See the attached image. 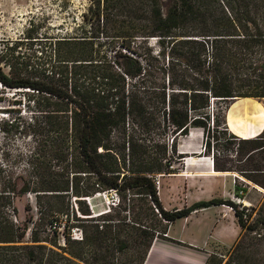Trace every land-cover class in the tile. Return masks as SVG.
I'll use <instances>...</instances> for the list:
<instances>
[{"label":"trees","instance_id":"16d2710c","mask_svg":"<svg viewBox=\"0 0 264 264\" xmlns=\"http://www.w3.org/2000/svg\"><path fill=\"white\" fill-rule=\"evenodd\" d=\"M81 17L77 32L58 38L55 54L37 69L10 62L8 73L0 60V83L40 94L26 127L35 141L27 175L0 163V264H144L172 221L213 204L233 207L241 235L247 228L263 238L264 193L246 214L231 199L169 210L154 178L175 172L180 138L200 128L216 170L237 172L264 189V130L241 138L226 115L234 101L264 99V0H89ZM153 37L157 52L149 45ZM161 57L165 77L159 78L152 71ZM83 176L93 179L85 189ZM248 185L238 180L235 194ZM112 189L119 207L94 214L83 197ZM28 192L38 207L32 228L17 220L14 205ZM71 195L76 209L66 201ZM127 210L134 212L130 223L122 216ZM70 212L79 223L66 224L65 247L45 244L42 233L58 235L50 226ZM73 227L82 240L73 238ZM127 249L132 253L122 262ZM216 258L208 263L221 264Z\"/></svg>","mask_w":264,"mask_h":264},{"label":"rangeland","instance_id":"374dc122","mask_svg":"<svg viewBox=\"0 0 264 264\" xmlns=\"http://www.w3.org/2000/svg\"><path fill=\"white\" fill-rule=\"evenodd\" d=\"M88 3L89 0H0V60L3 69L9 73L10 62L21 68L31 63V66H35V69H37L46 56L55 54L54 48L57 46L56 40L58 38L77 32L81 23V14ZM28 36L38 38L31 39L27 38ZM149 45L157 52L160 47L157 37L151 38ZM103 50H105V47H103ZM109 53L111 54L110 51ZM165 58L161 57L160 63L156 62L152 71L153 76L165 77L158 69V66L166 62ZM32 92L33 90L30 89L10 88L0 83V163L5 170L14 169L17 174L21 175H27L29 171V155L35 146L34 138L26 133V127L38 113L37 105L40 94H33ZM29 97H31V101ZM33 98L36 103L33 102ZM238 98L241 99L242 97ZM238 98L236 99L238 100ZM253 98L255 97L247 98L249 100L245 101L244 99L234 101L226 114L229 130L234 133L239 132L246 138L256 137L257 134L264 130V99ZM180 146L184 150H187L188 147L194 149H189V153L177 152V157L172 160V165L170 166V169L175 172L182 168V164L187 157L208 156L205 154L203 130L193 131L192 136L181 138ZM220 148L223 149L222 153L227 152L223 145ZM237 174L240 175L239 173ZM164 175L166 173H162L161 183ZM92 182V178L84 177L80 185L85 189L91 186ZM21 183L22 181H20L19 185ZM247 183L256 185L249 180ZM260 189V198L255 200L256 202L253 201L254 205L258 203L264 193L263 187H260ZM104 194H108V200L104 197ZM246 195L245 202L247 204L249 201L246 199ZM236 198V195L232 196L235 201ZM76 199L77 197L71 195L66 201L71 202L76 209ZM83 199L88 205L92 206L94 214L113 207L116 209L120 204L116 200L114 190L99 192L93 196H85ZM88 199H90V204ZM14 205L18 210L17 220L20 223L27 222L29 227L32 228L33 223L30 219L36 220L38 218L35 193L28 192L17 197ZM141 205H143V202L137 201L136 210ZM122 216H126L127 221L130 223L134 212L133 210L122 211ZM57 217V222L62 227L59 234L52 235L48 232H43L42 237L48 240L44 242L45 244L60 250V248L65 247L62 246L64 245L63 233L65 231L63 225L79 222L76 221L71 212L58 214ZM257 236V233L247 228L244 229L239 245L216 259H222L221 264H225L230 258L235 257V261L242 263L241 261H246L247 257L250 256L249 264H264L260 260L264 258V237L260 239ZM24 242L31 243L30 230L27 232ZM239 251L241 253L238 254ZM255 252L258 254H255ZM131 253L128 249L123 252L120 257L121 261L126 262ZM238 257L240 261H238Z\"/></svg>","mask_w":264,"mask_h":264},{"label":"crops","instance_id":"0c3cea01","mask_svg":"<svg viewBox=\"0 0 264 264\" xmlns=\"http://www.w3.org/2000/svg\"><path fill=\"white\" fill-rule=\"evenodd\" d=\"M197 130L202 129L193 128L183 137H190ZM235 134L246 138L239 132ZM189 149L194 148L184 150L179 140L178 151L189 153ZM238 180L240 184L248 182L236 172L216 170L212 156H191L186 158L178 172L163 176L158 189L159 197L163 206L169 210L212 199L233 200ZM260 190L257 185H248L246 199L251 205L260 198ZM240 235L241 225L232 206L213 204L197 208L189 215L172 221L165 235L167 238L154 239L144 264L208 263L210 256L219 257L230 250Z\"/></svg>","mask_w":264,"mask_h":264},{"label":"built area","instance_id":"2783aa9c","mask_svg":"<svg viewBox=\"0 0 264 264\" xmlns=\"http://www.w3.org/2000/svg\"><path fill=\"white\" fill-rule=\"evenodd\" d=\"M161 176L162 174H157L154 178L155 180V184L157 186V188L159 189L160 184H161ZM114 190L115 194H116V200L118 202H120V196L118 194V191L116 189H112V191ZM110 192V191H109ZM245 195H246V191H245V187H243L240 192L236 195V201L233 200L234 202H236L239 205V209L241 211H243L245 214L249 212V209L251 207L250 203H245ZM104 197L107 198L108 200V194H104ZM88 202L90 204V199H88ZM91 206V205H90ZM92 208V206H91ZM66 224L63 225V228H65ZM62 229V227L58 224L57 221L54 222L53 225L50 226V231H60ZM71 235L73 236L74 239H78V240H82L83 239V234L82 231L80 229H78L77 227H73L71 229ZM65 241V238L63 237V242ZM223 256V255H222ZM204 264H209V263H204Z\"/></svg>","mask_w":264,"mask_h":264},{"label":"bare ground","instance_id":"6f19581e","mask_svg":"<svg viewBox=\"0 0 264 264\" xmlns=\"http://www.w3.org/2000/svg\"><path fill=\"white\" fill-rule=\"evenodd\" d=\"M240 137V136H239ZM246 203V202H245Z\"/></svg>","mask_w":264,"mask_h":264}]
</instances>
